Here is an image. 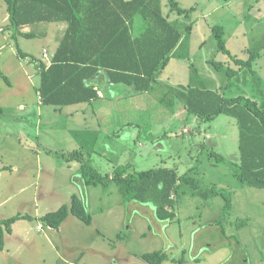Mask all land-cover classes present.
I'll return each mask as SVG.
<instances>
[{
    "label": "rangeland",
    "instance_id": "1",
    "mask_svg": "<svg viewBox=\"0 0 264 264\" xmlns=\"http://www.w3.org/2000/svg\"><path fill=\"white\" fill-rule=\"evenodd\" d=\"M177 1L183 10H189L188 15L171 12L169 0L164 1V10L184 40L158 75L155 89L113 103L108 114L112 116H103L100 129L94 125L99 120L90 116L81 119L86 128L78 129L69 121L60 126L71 131L66 146L82 148L93 168L111 178L109 183L85 186L77 170L80 164L71 162L72 171L60 175L64 181L60 179L55 184L59 190L54 191L48 150L40 146L51 142V129L39 130L33 120H21V148L13 140L6 142L0 162L16 163L23 171L22 178L10 184V191L30 188L8 201L0 210V219L21 214L32 220L21 221L18 237L26 242L10 240L14 246H8L9 254L0 253V264H147L141 255L156 251L168 254L164 264H264V190L238 179L237 120L220 115L214 121H203L189 114L184 105L185 90L196 87L229 99L243 95L264 109V0ZM248 2L253 5L252 17L245 12ZM202 10L210 11V16L204 18ZM216 26L226 27L227 48L233 56L246 61L250 52L258 54L250 68L233 79L227 71L239 66L220 51L213 31ZM39 28L52 35L51 25ZM45 41L47 37L29 40L26 47L39 57ZM123 90L107 95H124ZM35 97L32 89L28 96L9 98L4 111L14 112L18 103ZM161 98L166 102L173 98L174 107L164 105ZM3 123L0 121V130L6 131ZM216 156H223L224 161ZM118 168H127L126 175L155 168L176 169L179 175L199 181L200 190L223 193L208 200L191 187L185 188L173 195L176 218L162 222L152 205L124 202L113 179ZM36 190L40 193L35 198ZM69 192L84 202L92 225L73 216L59 229L43 225L41 217L71 204ZM8 193H0V198H10L13 193Z\"/></svg>",
    "mask_w": 264,
    "mask_h": 264
},
{
    "label": "trees",
    "instance_id": "2",
    "mask_svg": "<svg viewBox=\"0 0 264 264\" xmlns=\"http://www.w3.org/2000/svg\"><path fill=\"white\" fill-rule=\"evenodd\" d=\"M2 1L10 15L7 27L13 32L15 40L18 37H35L22 33L26 26L68 24L51 64L39 66L40 101L45 106L66 107L97 99L98 90L92 85V80L100 72L106 74L110 84L125 89L126 94H122L124 98L149 93L160 82L158 75L167 67L182 39L181 31L164 10L165 0ZM169 1L171 12L189 14V10H183L175 0ZM213 31L220 51L239 66L238 70L227 71L229 79H233L248 68L258 54L250 52L251 58L246 61L233 56L227 48L223 27L216 26ZM19 55L25 59L29 57L21 51ZM0 79L9 83L2 73ZM185 91L184 105L189 114L210 122L220 115L237 120L240 153L238 179L254 189L264 190V109L257 101L243 95L229 99L216 91L196 87H189ZM166 100L161 98L164 105L174 107L173 98L172 101ZM58 156L66 163L80 164L79 172L85 186L110 182L109 176H103L93 168L82 149ZM216 158L224 161L223 156ZM126 172L127 168H118L113 178L124 202L152 205L156 218L162 222L176 218L173 195H178L185 188L191 187L208 200L223 193L216 189L200 190L199 181L179 175L176 169L155 168L129 175ZM70 216L87 226L93 223L86 205L77 195L71 197L70 205L47 213L40 221L48 228L59 229ZM22 220H32V217L18 214L0 220V250L4 249V234L11 233L12 226ZM141 258L147 264H164L168 261V254L156 251L145 253Z\"/></svg>",
    "mask_w": 264,
    "mask_h": 264
},
{
    "label": "crops",
    "instance_id": "3",
    "mask_svg": "<svg viewBox=\"0 0 264 264\" xmlns=\"http://www.w3.org/2000/svg\"><path fill=\"white\" fill-rule=\"evenodd\" d=\"M251 7H253L251 2L246 3L245 12L246 15L250 14V16L252 17ZM202 12L206 14V15L203 14L204 18L210 16L209 13L210 11L202 10ZM9 17L10 15L7 11L6 4L2 0H0V73L4 74L9 80V83H7L5 80L0 79L1 81L0 86L2 85L4 87L3 90L0 89V121H4L3 123L5 125L4 128H6L5 129L6 131L0 130V151L4 148V145L9 139L13 140L14 144H17L18 146H20V148L22 147L23 133L20 130V128L23 129L22 128L23 126L21 124L22 119H24L25 122H29V119L35 121L36 122L35 126L39 128V130L51 129V135H50L51 142H46L44 145H40V146L48 150L47 151L49 155L48 158L50 159L49 174L53 186L55 187V189L53 190L58 191L59 187L55 186V184H58L60 179H62L60 175L65 173L66 175H68V173L72 171V163H66V162L63 163L60 160V158H57L58 153L60 154L66 153L69 152V150H74L76 148V147H71V145L66 146V144L71 140V138H69V136L71 135V131L66 128L61 130L60 126L61 125L64 126L69 121L70 124L72 125L74 124L76 127H78V129L80 127L86 128L87 123L83 121L81 122V119L85 120L87 117L90 116L91 118H96L99 120L100 124L94 123V125L100 129L99 126L102 125L101 119L103 118L104 115L106 114L108 115L109 112L112 111L113 108L111 107V105L113 103H118V101H121L120 99L130 100L134 96L124 98L122 97V95L115 94L108 97L107 95L108 92H114L118 90L124 91L123 90L124 88L119 86H113L107 80L106 74L104 72H100L92 80V85H94L96 87V90H98V96H99L97 99L92 100V102L82 103L73 106H66V107H52V106L43 105L40 101V94H39L40 93L39 87L41 84V75H40L41 69L39 68V66H41L42 64L45 66H49L51 64V60L56 50L58 49L59 44L61 43L62 39L64 38L67 32L68 24L65 22H61V23H40V24L26 26L22 29V33L32 34L35 37L32 39L26 37H18L17 40H15L13 37V32L9 30L7 27L9 23ZM42 24H47L52 26V28H50L52 30L51 36L47 33L40 32V28L38 29V26L41 27ZM223 29L226 31V27H223ZM44 37H47L48 41H45L43 43L39 57H35L32 53V50L27 49L26 42L38 38L41 40ZM183 40L184 37L182 35V39L178 47L182 45ZM177 48L173 51V53L177 50ZM20 51L22 53L27 54L29 57H27L26 59L22 58L19 55ZM44 51L48 52V58H44ZM32 66H34V69L32 68ZM36 80H38L37 81L38 83H36ZM32 89L36 91V97L34 99H27L24 100L23 102L18 103L15 106L14 112L4 111L6 106L10 105V103L8 102L9 98H12L16 95L28 96V94L32 91ZM3 92H4L3 95L5 96L4 98H2ZM108 116H112V115H108ZM72 130L75 132L77 131V129L75 128ZM40 141L41 138L38 141V144H41ZM25 147L28 146L25 145ZM37 159H38L37 162L38 169H40L42 162L40 161L41 159L39 158L38 153H37ZM58 159L61 161V163L58 162L59 161ZM0 170H1L0 185L2 184V186H0V193H4V192L8 193L7 191H10V187H11L10 184L15 183L17 180L22 178L21 174L23 171L21 170L20 165L12 162L10 163L0 162ZM77 170L79 172L80 166ZM62 180L64 181V179ZM29 188L30 187H26V188L19 187V189L16 190L14 188L13 190L10 191L11 193H13L12 195H10L11 196L10 198H8L6 195H3L0 198V210L8 204V201L11 200L13 196L15 197ZM63 189H65V187L62 188L61 190L63 191ZM39 193L40 192L36 190L34 197L36 198V196ZM69 194L72 193L69 192ZM73 195H77V194L74 193L71 195V197ZM21 223H22L21 221L15 223L12 226V232L11 233L6 232L4 234L5 247L2 251L0 250L1 254H4L5 251H7L8 254L10 253L8 246L10 247L14 246L12 243H9L10 240L12 241V239H17L23 241L18 237L20 236L18 231H19V225ZM23 242H26V240L24 239Z\"/></svg>",
    "mask_w": 264,
    "mask_h": 264
},
{
    "label": "built area",
    "instance_id": "4",
    "mask_svg": "<svg viewBox=\"0 0 264 264\" xmlns=\"http://www.w3.org/2000/svg\"><path fill=\"white\" fill-rule=\"evenodd\" d=\"M44 58H48V52L47 51H44ZM41 99V97H40Z\"/></svg>",
    "mask_w": 264,
    "mask_h": 264
}]
</instances>
